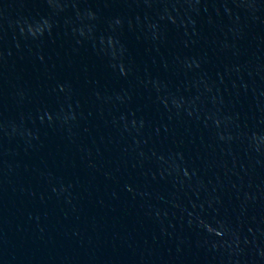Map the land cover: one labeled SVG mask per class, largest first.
<instances>
[{"label":"water","instance_id":"water-1","mask_svg":"<svg viewBox=\"0 0 264 264\" xmlns=\"http://www.w3.org/2000/svg\"><path fill=\"white\" fill-rule=\"evenodd\" d=\"M0 264H264V0H0Z\"/></svg>","mask_w":264,"mask_h":264}]
</instances>
